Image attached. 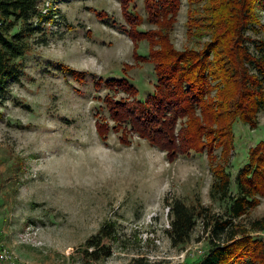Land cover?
I'll return each instance as SVG.
<instances>
[{"label":"rangeland","instance_id":"obj_1","mask_svg":"<svg viewBox=\"0 0 264 264\" xmlns=\"http://www.w3.org/2000/svg\"><path fill=\"white\" fill-rule=\"evenodd\" d=\"M135 3L145 16L142 0ZM51 6L53 18L30 38L19 80L0 91V247L12 255L7 264H131L137 257L181 264L205 253L208 233L201 219L187 244L171 245L165 199L176 197L189 205L198 200L214 213L224 212L226 203L209 196L213 177L206 153L169 162L164 152L137 135L124 146L114 132L106 142L96 133L97 115L108 117L105 94L128 98L108 91L107 79L127 78L138 90L135 100L152 92L156 80L151 63L132 57L119 2L43 0L40 7L45 12ZM187 10V0H181L171 30L177 49L191 44ZM98 11L106 13L105 20L97 17ZM259 14L264 25V9ZM257 37H264V31ZM147 51V43L140 42L138 53ZM69 69L83 75L77 78ZM98 79L101 87L95 86ZM257 118L255 129L233 125L232 192L249 147L264 140V109ZM262 215L264 196L241 221ZM105 223L114 224L118 235L117 241H104L111 255L84 259L82 244ZM251 234L264 240V231Z\"/></svg>","mask_w":264,"mask_h":264},{"label":"trees","instance_id":"obj_2","mask_svg":"<svg viewBox=\"0 0 264 264\" xmlns=\"http://www.w3.org/2000/svg\"><path fill=\"white\" fill-rule=\"evenodd\" d=\"M42 1L0 0V91L19 80L30 38L53 18V7L43 12ZM117 1L132 57L137 63H151L156 80L143 100H135L138 90L127 78L104 82L108 91L128 98L105 94L108 117L97 115L94 122L99 139L106 142L114 132L119 143L128 146L137 135L164 152L169 162L205 152L213 177L209 196L224 201L226 208L214 213L198 200L189 205L180 198L165 199L169 217L165 232L172 246L190 241L198 219L208 233V250L181 264H264V240L251 234L264 231V215L241 221L264 196V140L249 147L234 179L235 192L230 189L228 170L235 146L234 123L255 129L257 115L264 109V37H257L264 31L259 14L264 0H187L191 44L183 49H177L171 38L181 0H142L145 16L136 9V0ZM96 14L105 20V12ZM143 23L153 27L141 29ZM142 41L147 43L146 55L138 53ZM69 70L77 78L83 75ZM95 86L101 87V79ZM105 239L118 240L114 224L101 225L84 241L82 257L94 261L109 257L111 246ZM131 264L156 263L137 257Z\"/></svg>","mask_w":264,"mask_h":264},{"label":"built area","instance_id":"obj_3","mask_svg":"<svg viewBox=\"0 0 264 264\" xmlns=\"http://www.w3.org/2000/svg\"><path fill=\"white\" fill-rule=\"evenodd\" d=\"M12 261L11 253L6 249V247H0V262L2 264H7Z\"/></svg>","mask_w":264,"mask_h":264}]
</instances>
